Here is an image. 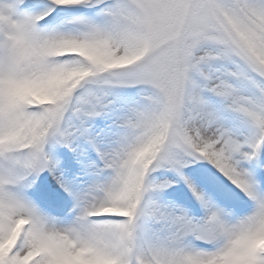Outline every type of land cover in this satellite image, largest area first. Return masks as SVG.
<instances>
[{"label":"snow or ice","instance_id":"obj_1","mask_svg":"<svg viewBox=\"0 0 264 264\" xmlns=\"http://www.w3.org/2000/svg\"><path fill=\"white\" fill-rule=\"evenodd\" d=\"M0 264H264V0H0Z\"/></svg>","mask_w":264,"mask_h":264}]
</instances>
